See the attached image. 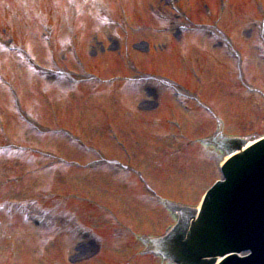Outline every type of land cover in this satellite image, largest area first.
<instances>
[{"label": "rangeland", "instance_id": "374dc122", "mask_svg": "<svg viewBox=\"0 0 264 264\" xmlns=\"http://www.w3.org/2000/svg\"><path fill=\"white\" fill-rule=\"evenodd\" d=\"M97 0H75L74 4L71 3L70 0H0V33L3 30H9L11 35L16 39L17 44H27V50L30 52V54L36 56L39 58L40 63H44V65L49 66L48 60L49 56L43 51V48H38L36 46V43H38L40 30L36 31V25H41L42 23H46L47 25H50L53 27V41L54 46L59 44L60 36H63V32L66 31V20H68V25L73 24L75 29L81 28L82 26L86 25L90 27L91 22H89V19H85L84 15H79L75 17V13L73 10H71L72 6H75L77 9L73 7L75 11H79L82 8H93V6L96 4ZM198 0H190L192 4L197 2ZM108 3H110L109 6H113L112 2L110 0H107ZM137 7L142 12V2L139 0H136ZM164 4V1H163ZM232 4H235L240 7V9L243 10V13L251 10L252 6H249L248 0H232ZM125 7L129 9L130 16L133 19V16L137 17V15L131 12L130 7L134 6V2L132 0H116L115 6L117 7V14H120L122 11V7ZM132 5V6H131ZM184 5V3H183ZM156 7H154L158 12H155L154 15L160 18L166 17V20L163 22L166 24V29L168 30L167 33L169 35H172V37H175L176 34L173 30H176L175 28L179 26V23L177 22L176 16H174L170 11H164L160 9V3L155 4ZM185 6V5H184ZM144 10V8H143ZM144 13L149 16L150 13L147 11V8H145ZM171 13V14H170ZM142 15H144L142 13ZM196 17V16H195ZM149 18V17H148ZM116 21H121L118 16L114 17ZM155 21V18L150 15L149 20ZM196 19V18H195ZM227 17L224 15L222 17L221 25L225 27ZM197 20V19H196ZM168 21V22H167ZM238 27H242L243 30H240L239 36L235 39L237 43H239V47L242 48L240 50L243 52V54L247 57V59L250 60V62L247 63L245 66L246 73L250 75L251 80L254 82L255 85L261 87L264 89V78L261 76V69L260 66L262 62L257 59H255V56L251 52L252 50L249 48V39H252V42H256L255 37V31L251 26L245 27L242 18L240 16V19L237 23ZM251 28V29H250ZM89 30H85V32H82L81 29L77 30L80 33V37L78 39H85L89 34ZM103 30V29H102ZM63 31V32H62ZM94 31V29H93ZM92 31V32H93ZM59 32V33H58ZM91 32V31H90ZM104 32V30H103ZM125 32V31H124ZM251 32V33H250ZM126 33V32H125ZM135 34H144V33H135ZM42 35V34H41ZM165 35V34H164ZM111 35L110 37H112ZM135 35H131V39H135L132 43L126 44L123 48L122 56H118V59L120 61H123V57H129L133 58L137 56L138 51L142 54V57H135L136 63L139 66L144 67L143 69H137V74H144L146 76H152L155 78H162L167 81H173L172 77H175L178 79L180 84L188 86L190 89L195 88V80L189 78L188 70L181 65L182 63L180 60L184 59V53L188 57L190 54L191 58L195 57L194 52V41L189 40L185 41V38H182V44L185 41V44L187 47L181 46L180 49H178L174 53V57L171 61L162 60L161 57L166 58L164 48H166V44L159 42L162 40L161 35L158 36H147L145 38H149L148 40H159L158 42H148L146 39L141 37H134ZM43 38L42 36H40ZM114 37V36H113ZM128 38V37H127ZM137 38V39H136ZM177 38L178 34H177ZM206 36H203V41L207 40ZM94 39V38H93ZM9 39H5L4 43L1 44L2 47L8 46L10 42H8ZM35 43V45L32 43ZM56 42V44H55ZM100 48L103 49L105 47L104 44L99 43ZM110 44V43H109ZM194 44V45H193ZM243 44V45H242ZM123 45V43H122ZM116 45L112 43V47ZM196 46V45H195ZM211 47V43L209 44ZM93 47V46H92ZM90 47L91 51H94ZM97 47V46H96ZM114 47V48H115ZM120 47V46H119ZM122 47V46H121ZM252 44V48H253ZM93 49V50H92ZM97 50V48H96ZM185 50H189V53ZM244 50V51H243ZM56 51V50H55ZM100 51V49H99ZM58 52V50L56 51ZM60 54V53H59ZM58 54V55H59ZM57 55V56H58ZM10 57L7 62L3 61L2 58L0 59V72L6 76L9 82L17 86L19 91L16 93L18 99L21 101L22 106L24 109H32L30 110L32 114L35 116L38 115V121H40L45 127H49L52 129L57 130L58 125L67 128L68 130H74L76 131L75 134L81 135L83 137L92 139V138H98V139H92L96 145L100 146L102 150L105 149L104 153H107V156H110V150L109 147L112 145L111 140H109L108 137H106V134H95L94 135L89 134L88 132H96V128L99 126L98 120L102 118V113L99 114H93L94 109H92V114L88 111V109L80 110V105L84 104V106L88 107L89 105H100L101 103H106L104 100H108V96L106 94H103L101 96L92 98L87 97L88 96V89L85 88L83 85L80 86V89L78 91L74 90L73 94H66L63 96L61 101H58L57 97L63 95V92L61 91V88H58L57 86L50 85L52 88H47V90L44 88L42 84H46L45 81L52 82L54 81L53 75H49L48 77H43L45 79L44 83L40 84V82L35 81V79L31 78V83L25 86L24 80L16 79L13 75V64H14V58L9 55H5ZM61 57V56H59ZM189 57V59H190ZM221 57V58H220ZM209 56L206 57L207 62L204 61L203 64V78L204 79V86L201 87L202 92H196L194 93V96L201 101L204 105L208 106V102L215 106L218 109H221L224 103L225 107L229 110V113L231 115H236L237 113H240L242 110H246L245 106L241 103H238L236 98H230L229 97V90H228V79L226 75L229 69H232V66L228 65L224 60H222V56ZM47 58V59H46ZM154 59L151 61H147L146 59ZM180 59V60H179ZM116 62L117 60L113 59ZM191 61V60H190ZM175 62V63H174ZM261 63V64H260ZM152 64L153 66H148ZM263 65V64H262ZM146 66V67H145ZM103 65L100 66V68L93 69V71L100 75L101 77L98 78L96 76H91L94 80L91 84L94 87L98 88H105V87H112L114 85L123 84L125 81V78H121L120 76L110 78V76L114 75L115 70L114 65H111L109 67L102 68ZM154 68V69H153ZM70 69L75 70L73 65H70ZM55 70V69H54ZM19 75L23 76L22 72H19ZM171 75V76H170ZM52 78H51V77ZM201 77V75H199ZM102 77H108L107 79H104ZM239 80V78H238ZM240 81V80H239ZM32 82H34L32 84ZM139 86H136L139 91L135 92L133 94L131 91L127 92V94L134 99L141 98L142 100L139 102L137 107L142 105H148L151 104L155 99H165L166 101H169L166 104L174 105L172 103L171 93L169 91L165 90H159L157 89V96L155 98V89H148L147 85H153V84H147L144 80H142V77L139 79ZM174 82V81H173ZM43 86V87H42ZM63 86V85H62ZM124 86V85H123ZM226 87V88H225ZM44 88V89H43ZM65 88V87H64ZM119 87L113 88V90H118ZM53 89V91L51 90ZM112 89V88H111ZM107 89H102L98 91H104ZM23 91L25 94H23ZM154 92V93H153ZM226 92V94H225ZM228 92V93H227ZM261 92V91H260ZM151 93V94H150ZM192 94V93H191ZM261 94L264 97V93L261 92ZM46 96L51 103H53L54 106V114L56 113L58 118H62L64 121H59L60 124L56 119H54L53 116H48L47 110L44 108V105L42 103V100L40 98ZM128 96V97H129ZM193 96V94H192ZM128 97H126V100H128ZM15 98V96L8 91L7 89L0 91V118H1V124L0 127H3L5 129V135L0 134V144L2 143L10 142L15 143L12 145V149L9 151H6V156L10 159L7 162H4L2 158H0V264H53L54 262L57 264L60 261H51L49 258L58 256L62 257L64 255H67L68 261L71 264H82L80 262H75L77 259L88 257L89 254H93L95 252V249L93 248H87L85 246V243L78 239V241H81V243L78 242V244H71V243H64V242H58L52 246V248L47 249V253L45 256L47 258L42 259L43 255L41 254V257H36L35 255L37 252L42 253L43 250L46 248L47 244L43 242H39L42 245L41 249H38V245L36 244V241L38 240V236L35 232L32 231L30 228H26V230H22L19 228L23 227V224L18 225L17 219L16 222H12L11 225L4 224V216L3 213V205L8 202V199L11 200H31L35 199L37 201H41L42 199H46L48 201V204H43L45 207L51 205V201H57L58 197L61 198V196L64 194L62 192V189L60 190L61 185H65L67 183V189H70L69 192H67V189H64L65 193H67V196L74 197L75 195L79 197V195H82L81 197H87L91 200H94L96 202L91 201H83L82 204L84 205V208L88 212V219H80L81 226L90 229L92 228V219L95 221V219H100L101 222H106V218L103 217L104 214L110 213L114 214V210L116 211V215L120 218L119 220L122 222L124 226H127L129 221L130 226H132L134 229H132L129 226V231L132 234H150V235H156L162 233V220H167V217L164 215L163 212H160L161 221L158 218H155L154 214L155 212L149 213L147 208H143L141 205H137L136 203H133L131 198H123V195H120L119 197L116 196V188L114 185H112V182H107V180H101V182L104 183H97V189L96 191L92 187V184H89V182L94 181L92 178L93 174H82L78 171H86L88 166L92 163H98L96 160H92L91 162H84L85 160H90V155H83L82 153L78 152L77 150L73 149L72 154L69 153L71 151L70 148L65 147V145L54 139L53 137H38L34 135L30 130L27 124L18 118L17 112L19 110L16 106L13 105L12 100ZM237 105L241 108L243 105L244 109L237 108ZM109 106V105H108ZM211 106V108H212ZM34 107L36 109H34ZM63 107V109H62ZM66 107V109H64ZM20 108V107H19ZM91 110V108H89ZM163 112H166V107L164 106ZM228 110L226 111L225 108H223V112L226 114V116L229 118L230 114L228 113ZM38 111V112H35ZM13 112H15L16 117L13 116ZM215 113V111H213ZM67 114V116H64V114ZM106 115H108V118L112 121V124L117 129V133L120 135L122 141L125 143L129 153L130 157L133 158L134 154H139V149L137 146L142 148V142L138 139L140 136L145 137V135L148 133L145 129H142L140 127L136 128L137 130L133 128V125L131 123L126 122V119L124 117V111H118L116 110L113 117L108 111H104ZM117 113V114H116ZM198 114L194 112V115ZM217 115V113H215ZM110 115V116H109ZM135 115V114H134ZM166 115V114H165ZM200 116L204 117L203 115H199L196 119H199ZM218 116V115H217ZM194 116H192L193 118ZM127 120H136L134 117L132 119H129V115L127 114ZM241 118L240 115L231 116V120L233 121H239ZM254 119V121H258V116L250 117ZM230 120V119H227ZM139 121H141V118H139ZM192 121V120H191ZM246 123V122H245ZM243 123V124H245ZM264 123V122H263ZM24 125V126H20ZM247 126V125H246ZM246 126L241 125V128L239 129H230V132L233 133H240L245 134L246 131L244 130ZM107 129L111 127V124L106 123ZM113 127V126H112ZM49 128H46L49 130ZM114 128V127H113ZM131 128V129H130ZM189 128V126L187 127ZM186 128V130H187ZM20 129V130H19ZM190 132H197L200 131L197 126H194V130H191ZM264 129V128H262ZM88 131V132H87ZM1 132V131H0ZM42 135L49 136V134L42 130L40 131ZM82 132V133H81ZM28 134V137L26 136ZM34 136V137H33ZM62 137H59L61 140H64V135H61ZM36 137V138H35ZM106 137V138H105ZM137 137V138H136ZM41 138V139H38ZM44 138V139H43ZM68 140H71L69 137H66ZM143 141H146V137L143 138ZM66 140V142L68 141ZM94 143H89L90 145H94ZM19 144H25V145H19ZM27 145V146H26ZM68 146H70L69 143H67ZM94 145V146H96ZM6 147V146H4ZM33 147V148H31ZM97 147V146H96ZM108 147V148H107ZM1 148V147H0ZM7 149H10L8 147ZM6 148L3 150H7ZM45 151H40V150ZM74 151V152H73ZM82 155V160L79 158H76L74 156L76 153ZM110 152V153H109ZM1 154V153H0ZM3 155V154H1ZM45 155H49L50 157L44 159ZM200 155L204 157V155L200 152ZM5 157V155H3ZM140 156L143 157L144 161H149V155L142 153ZM30 157L37 158L39 160L44 159L40 168H45L47 170L48 175L43 176L44 174L41 171H37V167L39 165H36L34 163L38 162L37 159L32 160L31 162H26ZM6 158V157H5ZM114 160L118 161L122 166L125 165L122 161L126 162V156L121 157L117 155L116 158H113ZM197 159L196 153L191 158L192 162ZM107 161H110L106 159ZM31 166L30 168H28ZM197 166V164H196ZM124 167V166H123ZM96 168V167H95ZM198 170L201 169L200 166L197 167ZM28 169H31L30 172H28ZM94 169V168H91ZM70 170L71 172L66 174L64 171ZM63 171V172H62ZM142 172V175L145 176L146 181L152 188V186L156 187L157 183L152 180L148 179L146 177V174L144 172V169H140ZM209 169L207 170V175L209 176ZM202 172V171H201ZM200 173H198V176H193V178H190L189 175L186 178H183L182 180L179 179H170V181L166 182V184L169 185H175L177 189L180 190V193L184 192L186 187V183L189 182V180L195 184L196 192L192 194V196H187L181 194V196L178 195L176 197L177 199L182 200L184 203H189L190 205H194L197 203L199 196L204 188H206L209 184L211 179L209 178V181L205 182L203 179L200 178ZM67 175V176H66ZM162 177V174H160ZM94 178V177H93ZM212 178V177H211ZM67 179V180H63ZM92 179V180H91ZM173 183V184H172ZM86 186V188H84ZM194 188H191L190 190H193ZM52 190V192H50ZM91 190V191H90ZM99 190V191H98ZM85 193H84V192ZM155 193H157L155 190H153ZM182 191V192H181ZM105 192V193H102ZM166 195H169V191L163 190ZM73 193L75 195H73ZM50 194L55 197L54 200H48L50 197ZM66 195V194H65ZM63 195L62 197H64ZM176 195V196H177ZM75 196V197H76ZM89 196V197H88ZM4 197V198H2ZM71 206H68L69 208H65L64 210L69 211L71 214L73 213L74 207L72 206L73 203H75V199H71ZM45 202V200L41 201ZM11 204V203H8ZM25 204V203H24ZM29 204V203H28ZM56 204V203H55ZM2 205V209H1ZM41 206V205H40ZM6 211L9 212V214L13 215H19V209L15 208L14 206H7ZM76 208V207H75ZM30 214L36 212L34 210V204L32 207H30ZM39 214L44 215L45 217L49 218L51 217L53 219V227L56 232H60V230L63 227H66V217L68 215L64 213H57L56 211L50 210L46 211L45 208H41ZM140 209V210H139ZM77 210V208H76ZM7 212V213H8ZM129 212V213H128ZM130 214L131 216H129ZM136 216H135V215ZM71 216V215H70ZM6 219V218H5ZM136 219L140 220H151L153 222H157L161 229H156L155 223L153 227L149 226H142L139 225ZM11 220V217L7 219V223L9 224ZM14 220V219H12ZM125 220V221H124ZM166 224V223H165ZM19 226V228H16V226ZM87 227H86V226ZM97 226V227H96ZM96 227L97 231H100L101 226L99 223L96 224L94 222V226ZM38 233H40L39 230L36 229ZM160 231V232H159ZM34 233V234H33ZM105 237V243L106 245L102 249L103 253H105V250L109 248V246L116 245L115 248L122 247L118 245L117 243H120V236L119 237H113L112 239H109ZM126 237V236H121ZM37 239V240H36ZM118 239V240H117ZM9 241V246H8ZM123 245V244H121ZM110 249V248H109ZM118 249V248H117ZM136 248H132V250H135ZM37 252L34 254V251ZM50 250V251H49ZM114 256L115 261L109 262V261H103L100 258L98 259L100 263L105 264H116L118 262H122L124 260L121 259V257L127 256V254H123L121 252H118L116 255L111 254L110 258ZM79 259L78 261H80ZM136 262H132L131 264H142L138 260H135ZM75 262V263H74ZM89 261L83 263L86 264ZM157 264V263H155Z\"/></svg>", "mask_w": 264, "mask_h": 264}]
</instances>
